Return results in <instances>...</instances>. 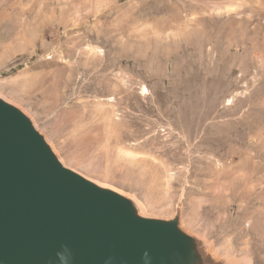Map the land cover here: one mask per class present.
<instances>
[{"label":"rangeland","instance_id":"1","mask_svg":"<svg viewBox=\"0 0 264 264\" xmlns=\"http://www.w3.org/2000/svg\"><path fill=\"white\" fill-rule=\"evenodd\" d=\"M0 93L67 166L264 264V0H0Z\"/></svg>","mask_w":264,"mask_h":264},{"label":"water","instance_id":"2","mask_svg":"<svg viewBox=\"0 0 264 264\" xmlns=\"http://www.w3.org/2000/svg\"><path fill=\"white\" fill-rule=\"evenodd\" d=\"M231 264L172 216L67 166L31 115L0 93V264Z\"/></svg>","mask_w":264,"mask_h":264},{"label":"clouds","instance_id":"3","mask_svg":"<svg viewBox=\"0 0 264 264\" xmlns=\"http://www.w3.org/2000/svg\"><path fill=\"white\" fill-rule=\"evenodd\" d=\"M62 264H69L71 259V251L68 248H65L62 253H60Z\"/></svg>","mask_w":264,"mask_h":264}]
</instances>
